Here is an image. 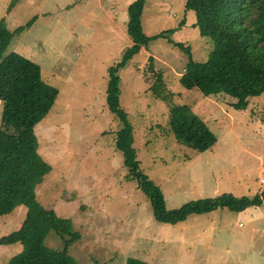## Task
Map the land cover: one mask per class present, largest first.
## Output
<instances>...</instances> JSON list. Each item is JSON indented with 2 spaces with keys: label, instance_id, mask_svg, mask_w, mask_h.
Instances as JSON below:
<instances>
[{
  "label": "rangeland",
  "instance_id": "374dc122",
  "mask_svg": "<svg viewBox=\"0 0 264 264\" xmlns=\"http://www.w3.org/2000/svg\"><path fill=\"white\" fill-rule=\"evenodd\" d=\"M0 0V20L15 36L5 54L18 53L38 64L42 78L59 90L48 115L35 128L39 153L51 171L37 188L47 210L70 219L80 241L69 254L81 264H264V206L241 213L218 209L172 224L154 218L151 201L128 176L116 149L120 121L107 105L108 71L131 46L128 8L134 0ZM186 0H145L143 32L154 38L120 72V102L133 128L141 170L163 190L169 211L200 199L230 193L252 198L264 190V92L249 98L247 110L230 107L227 94L206 96L180 83L187 56L172 43L191 47L196 62L214 50L201 36L197 13ZM184 22L181 28L180 23ZM177 28V29H176ZM171 41V42H170ZM160 74L218 138L198 153L178 144L169 128V105L150 87ZM2 105L0 103V127ZM26 207L0 217V238L18 231ZM246 216V215H245ZM246 219V218H245ZM241 224V227H240ZM43 245L61 250L51 232ZM24 250L0 245V264Z\"/></svg>",
  "mask_w": 264,
  "mask_h": 264
},
{
  "label": "trees",
  "instance_id": "16d2710c",
  "mask_svg": "<svg viewBox=\"0 0 264 264\" xmlns=\"http://www.w3.org/2000/svg\"><path fill=\"white\" fill-rule=\"evenodd\" d=\"M14 3L13 0L7 11ZM144 5L145 0L130 3L127 31L131 46L121 62L108 71L107 105L121 124L116 132L115 145L123 155L128 176L138 181L139 188L151 201L154 218L164 224L175 225L189 216L206 215L218 209L242 213L250 207L263 205L264 190H261L252 198L223 193L169 211L162 188L141 170L133 146V128L121 108L119 72L142 48H147L152 39L175 32L169 30L154 37L146 36L141 25ZM185 7L196 11V27L201 36L213 41L214 50L209 60L201 63L194 60L191 47L172 43L188 58L180 83L187 89L198 88L206 96L223 93L235 97L237 101L230 107L247 110L249 98L264 92V0H186ZM32 24L30 22L27 26ZM183 25L181 22L178 28ZM26 27L12 32L8 30L5 18L0 20V217L20 207L27 208L21 228L0 238V245L20 243L24 247L6 264H81L69 254V248L81 239L72 221L57 216L54 210H47L37 198V188L52 167L39 153L35 128L52 111L59 90L43 80L38 64L18 53L5 54L13 38ZM156 77L150 90L169 105V128L178 144L198 153L211 150L218 142L216 135L188 103L174 100L175 92L164 83L160 74ZM51 232L60 241L61 250L43 245L44 234ZM129 264L150 263L131 259Z\"/></svg>",
  "mask_w": 264,
  "mask_h": 264
},
{
  "label": "crops",
  "instance_id": "0c3cea01",
  "mask_svg": "<svg viewBox=\"0 0 264 264\" xmlns=\"http://www.w3.org/2000/svg\"><path fill=\"white\" fill-rule=\"evenodd\" d=\"M262 206H264V204L262 205ZM251 209H246L245 211H243L240 215H241V217H243V220H241V221H251V215H249V212H251L250 211ZM246 215V216H245ZM246 218V219H245Z\"/></svg>",
  "mask_w": 264,
  "mask_h": 264
},
{
  "label": "built area",
  "instance_id": "2783aa9c",
  "mask_svg": "<svg viewBox=\"0 0 264 264\" xmlns=\"http://www.w3.org/2000/svg\"><path fill=\"white\" fill-rule=\"evenodd\" d=\"M240 227H241V224H240Z\"/></svg>",
  "mask_w": 264,
  "mask_h": 264
}]
</instances>
